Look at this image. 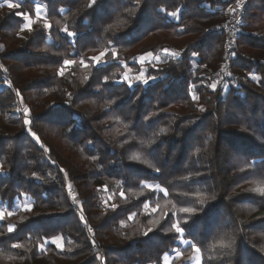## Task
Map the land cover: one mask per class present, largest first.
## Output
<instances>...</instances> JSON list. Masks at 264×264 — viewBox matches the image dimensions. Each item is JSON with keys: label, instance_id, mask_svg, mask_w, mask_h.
<instances>
[{"label": "trees", "instance_id": "1", "mask_svg": "<svg viewBox=\"0 0 264 264\" xmlns=\"http://www.w3.org/2000/svg\"><path fill=\"white\" fill-rule=\"evenodd\" d=\"M235 1L0 0V264H264V0L220 77Z\"/></svg>", "mask_w": 264, "mask_h": 264}, {"label": "built area", "instance_id": "2", "mask_svg": "<svg viewBox=\"0 0 264 264\" xmlns=\"http://www.w3.org/2000/svg\"><path fill=\"white\" fill-rule=\"evenodd\" d=\"M249 1L250 0H236L235 3H233L229 19L217 28L218 30L226 31L229 35V38L224 46L225 63L221 66L218 72L220 76L228 72L229 61L232 57V48L235 46L237 40L236 38L240 32L242 18L245 14L246 6ZM4 86L9 87L10 83H6Z\"/></svg>", "mask_w": 264, "mask_h": 264}, {"label": "rangeland", "instance_id": "3", "mask_svg": "<svg viewBox=\"0 0 264 264\" xmlns=\"http://www.w3.org/2000/svg\"><path fill=\"white\" fill-rule=\"evenodd\" d=\"M7 3H9V2H7ZM7 3H6V5H7ZM11 3H13V2H11ZM13 4H15V3H13ZM232 6H233V4H232ZM232 6L229 8V12H228V17H227V19H226V21L229 19V17H230V13H231V9H232ZM14 8V7H13ZM13 8H11V9H13ZM41 12H40V10H39V14H40ZM243 20V19H242ZM225 21V22H226ZM224 22V23H225ZM242 23V22H241ZM29 28V25H28V23H27V25L25 26V29H28ZM217 30V29H216ZM239 35V34H238ZM229 36V35H228ZM238 38V37H237ZM236 38V39H237ZM236 44V43H235ZM163 59V57L162 56H156V57H154V56H151V55H147V56H145V57H143V58H140L139 59V62L140 63H142V64H149V63H153V64H159V62L161 61ZM218 73V72H217ZM221 77V76H220ZM220 77H218L217 79H216V83H215V85H217V82H220L222 79H220ZM125 79L126 80H129V82L131 83V85H133V84H135V83H137V82H142V81H144V75H143V73H139V74H134V73H132L131 72V70L129 69V68H127L126 69V75H125ZM9 83V82H8ZM20 109H19V107H15L13 110H11V115H17V114H19L20 113ZM57 243V242H56ZM183 244H184V246H187L188 245V243L187 242H182ZM195 261H194V264H201V262H200V256H199V253L198 252H196V254H195ZM171 262H170V257H167V261H165V264H170Z\"/></svg>", "mask_w": 264, "mask_h": 264}, {"label": "snow or ice", "instance_id": "4", "mask_svg": "<svg viewBox=\"0 0 264 264\" xmlns=\"http://www.w3.org/2000/svg\"><path fill=\"white\" fill-rule=\"evenodd\" d=\"M16 6H18V5H15V4L11 3V2H9V3L7 4V7H8V8H13V7H16ZM37 12H39V8H37ZM21 16H22L23 19H25V20L28 21L29 30H31V23H32V22H31V19L29 18V16H28V15H25V14H23V13H21ZM45 27L47 28V27H49V25L45 24ZM67 34H68V36H72V35H73L72 32H68ZM104 55H105L104 53H101L100 56L93 57L92 59H93L94 61H96L97 63H99L100 60H101V58H102ZM149 55H151V53H149ZM177 55H178V54H177ZM72 63H74V61H72V60H66V61H64V64H65V65H70V64H72ZM81 63H83V61H81ZM61 75H63V70H61ZM145 82H146V81H145ZM212 87H213V89H215L216 85H212ZM17 95H19V93H17ZM25 111H27V110H25ZM27 123H28V121L25 120V124H27ZM132 159L136 160V159H139V157H137V156H133ZM157 171H159V170L157 169ZM148 187L151 188V185H148ZM157 187L159 188V185H157ZM160 191L163 192L165 196L168 194L167 192L164 191L163 188H160ZM262 193H264V190H262ZM147 207H148V205H145V208H147ZM184 211L188 212V211H192V210H191V209H184ZM8 215H12V213H11V212H8ZM3 218H4V213H3L2 211H0V220H2ZM173 228L175 229V232H176L177 234H181L182 231H183L182 228H181L178 224L173 225ZM9 231H12V228H11V227L9 228ZM14 247H15V245H14ZM192 248H193V250L196 251V252H199V251H200V249L197 248L196 245H194V244L192 245ZM164 259H165V261H167V257H165Z\"/></svg>", "mask_w": 264, "mask_h": 264}, {"label": "crops", "instance_id": "5", "mask_svg": "<svg viewBox=\"0 0 264 264\" xmlns=\"http://www.w3.org/2000/svg\"><path fill=\"white\" fill-rule=\"evenodd\" d=\"M231 6H232V5H231ZM231 6H230V7H231Z\"/></svg>", "mask_w": 264, "mask_h": 264}]
</instances>
